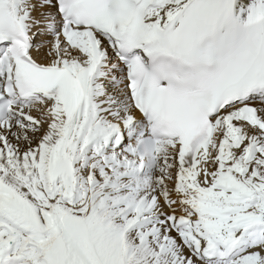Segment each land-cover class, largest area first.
<instances>
[{"label":"snow or ice","instance_id":"obj_1","mask_svg":"<svg viewBox=\"0 0 264 264\" xmlns=\"http://www.w3.org/2000/svg\"><path fill=\"white\" fill-rule=\"evenodd\" d=\"M0 264H264V0H0Z\"/></svg>","mask_w":264,"mask_h":264}]
</instances>
